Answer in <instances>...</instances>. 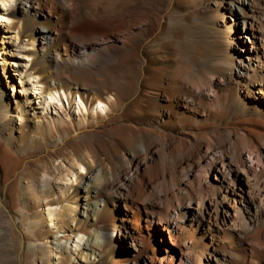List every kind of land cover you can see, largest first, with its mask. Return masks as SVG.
Wrapping results in <instances>:
<instances>
[{"label": "rangeland", "instance_id": "obj_1", "mask_svg": "<svg viewBox=\"0 0 264 264\" xmlns=\"http://www.w3.org/2000/svg\"><path fill=\"white\" fill-rule=\"evenodd\" d=\"M218 2L221 4L222 0H41L40 7L46 13L33 9L25 18L17 14L23 22L22 25L17 24L16 33L8 35L13 39L6 38L12 20L1 23L0 16V64L5 63L4 52L8 43L22 47L23 43L30 42V48H33V45L42 43L37 37V28L45 27L53 33V40L35 58V76L39 73L44 83L47 80L51 82L52 78L63 83L65 86L59 89L66 92L69 87L73 88L74 105L70 107L66 99L63 100L75 121L73 126L70 125L59 106L58 111L38 108L40 105L35 96L29 101L31 107L24 108V92L31 90V86L18 94L14 89L15 84L16 89L22 84L16 70L22 71L23 68L0 66V264H59L55 258H47L44 254L46 251L61 253L52 237L55 231L49 229L45 222L47 199L59 197L58 190L62 187L66 190L65 197L63 201L55 200V203L72 208L81 204L82 208L80 201L91 189L89 178L95 177L99 170L111 180L106 191L110 195L106 214L111 210L113 214L103 220H119L120 212L114 204L121 196L117 192L123 180L120 172L127 168L128 152L134 147L136 154L138 152L137 155L141 156L139 145L143 141L153 149L155 145L163 144L165 138L158 135L160 131L177 133L183 127L186 131H201L203 134L219 133L220 140H226L227 144L238 139L240 147L250 149V141L256 139L260 146H264V96L258 87L250 85L249 79L244 83L231 79L237 58L229 53V47L235 39L224 35L221 24L213 20L217 16ZM254 2L257 22H262H258V26L263 28L264 13L261 12H264V0ZM228 22L234 23L232 18ZM82 25L86 29L80 34L77 29ZM237 27L241 32L252 31L250 24ZM129 28L133 39L114 43L117 34ZM17 33L21 34L20 40L15 39ZM102 42L106 45L98 46ZM89 43L93 45L92 49L88 48ZM245 47L251 51L252 45L246 42ZM5 70L9 71L8 75ZM187 82L202 87L198 93L200 97L210 95L212 108H206L203 101V106L194 105L189 97L171 109L158 95L161 88L170 89L172 86V90L178 92L186 90L184 83ZM208 86H213L215 91L211 93ZM80 96L93 108L98 106L99 100L111 104L106 112H100L108 124L85 122L77 109ZM53 116L64 119L54 123ZM172 116L180 122L175 120L176 123L167 127ZM216 128L218 131L213 130ZM214 148L222 150L218 144ZM255 157L256 160L259 158L257 162L263 161L257 154ZM162 158L164 164L173 162L165 153ZM182 158L181 153L174 156L176 161ZM77 160L86 161V168L81 167ZM71 165L74 166L73 171ZM44 176L54 181L56 191L34 196L28 189L37 186ZM81 208L76 223L70 219L64 222L68 230L75 232L73 238L78 228L92 229V223ZM34 218L39 219L41 237L33 233L31 222ZM145 224L142 222L138 227L136 240L140 253L153 257L157 250L144 247L148 240ZM20 235L26 238L24 248L21 247ZM46 240L53 248H45ZM68 247L63 252L68 258L64 264H76V254L71 258ZM104 249L84 254L85 262L82 263L121 264L127 260V251L119 236ZM102 254L106 255L102 258Z\"/></svg>", "mask_w": 264, "mask_h": 264}, {"label": "bare ground", "instance_id": "obj_2", "mask_svg": "<svg viewBox=\"0 0 264 264\" xmlns=\"http://www.w3.org/2000/svg\"><path fill=\"white\" fill-rule=\"evenodd\" d=\"M254 1L222 0L221 4L218 2L219 5L215 9L217 16L213 20L215 23L221 24L224 35H229L231 40L235 39V42L229 44V53L237 58L231 79L235 78L241 83L249 79L250 85L258 87L259 93L264 96V25L263 28H260L262 26L260 24L258 26L259 21L257 22ZM40 2L41 0H0L2 6V9L0 8L1 23H10L9 19L12 20L7 29L6 38L13 39V36L8 35L16 33L17 24L22 25L23 19H20L17 14H21L25 18L33 9L46 13V10L41 9ZM137 10L140 11L139 8ZM48 14L50 13L48 12ZM144 14L141 13V16ZM229 18H232L234 23L228 22ZM239 24L244 26L250 24L252 31L241 32L237 27ZM84 29H86L85 25L79 26L77 32L80 33ZM130 29L122 30L120 34H117L114 43L133 39L134 35ZM36 30L38 31L37 37L42 40V43L33 45L32 49L30 42L23 43L22 47L8 43L4 52L5 63L0 64V66L9 65L23 68L22 71L16 70L19 73V79H22V84L19 85V89H16L15 84L14 89L18 94L23 93L27 86H31V90L27 89L24 92V108L31 107L29 101L35 96L40 105L38 108L44 110L51 108L58 111L57 106H59L62 113L66 115L67 122L73 126L75 121L63 100L65 98L70 107L74 105L73 88L69 87V91L66 92L59 89L61 86H65L63 83H58L53 78L50 79L51 82L47 80L44 83V78H41L39 73L36 74L37 77L35 76L37 70L34 68L35 58L38 53H43L46 45L53 40V33L45 27ZM15 39L20 40L21 34L17 33ZM246 42L252 45L251 51L245 47ZM104 44L98 46L103 47ZM92 47L93 45L89 43L88 48L92 49ZM246 52H249L248 56H245ZM6 74L8 75L9 71H6ZM11 78L12 76H10ZM172 78L174 79V77ZM200 80L199 82H201ZM184 84L187 86L186 90L178 92L172 90V86L169 87L170 89L161 88L158 90V95L168 103L171 109L178 107L183 98L189 99V97L192 98L194 105H202L203 101L206 108L207 106L212 108L210 95L203 98L198 94L202 87L189 82ZM66 86L68 88V85ZM203 86L205 88V85ZM190 88L192 90H189ZM75 90L79 93L78 88ZM210 91L211 93L215 91L213 86ZM195 93L196 95H194ZM110 108L111 104L103 100H99L98 106L93 108L81 96L77 103L79 113L83 114L85 122L88 121L89 124L97 122L105 125L107 122L100 112H106ZM2 110H4L3 106ZM62 119L64 118H54L53 116L52 121L60 123ZM175 120L176 118L172 116V119L166 124L167 127L172 126ZM7 121L9 122L10 119ZM20 121L22 122V119ZM176 121L177 123L180 122ZM149 130L155 132L152 128ZM213 130L218 131V128ZM165 132L166 134L160 131L158 134L161 138H165V142L163 144L155 143L158 145H155L154 149L148 145L149 143L143 141L139 145L141 156L137 155L138 152L136 154L134 147H131L128 152L127 168L120 172L123 175V180L118 185L119 191L117 192H120L121 196L118 195L120 198L116 200L115 204L113 203L115 209L120 212L119 220H103L106 216H112L113 210L106 214L107 201L110 200V195L107 194L109 190H107V186L111 180L104 177L100 170L97 175L94 174L95 177L89 178L88 183L91 189L85 191L86 194L80 201L82 208L81 204H78L77 208H72L70 205H57L55 203L63 201L65 197L66 190L62 187L58 190L60 192L59 197L47 199L45 222H47L49 229L55 231L49 233H53L52 237L59 246L61 253H51L45 250V257L55 258L59 264H64L68 258L63 252L69 246L71 258H74L75 253L78 264H85L82 263L85 262L84 254H94L95 249L104 251V248L111 242L118 240L119 236L123 240L128 255L127 260L121 264H141L142 262L149 264H264V146H260L255 139L250 141V149L245 148V146L242 148L238 144V139L231 140V143L228 142L229 144H227L226 140L224 142L220 140L219 133L215 135L210 133L209 135L203 134L201 131H186L183 127L177 133L170 130ZM217 144L221 145V152L214 148ZM164 153L172 159V163L164 164L161 162ZM177 153H181L183 156L179 161H176L177 158L174 159ZM255 154L261 157L263 161L257 162L259 158L256 160ZM77 161L81 167L86 165V161ZM70 169L73 171L74 166L71 165ZM38 182L37 186L28 189L34 196L46 195L55 190L54 181L48 176H44ZM153 200H159L162 203H154ZM3 205L6 206L4 201ZM80 208L87 215L89 222L92 223V229L78 228L76 229L77 235L73 238L75 232L68 230L64 222L70 219L76 223ZM142 222L146 223V231L148 232V240L144 242V247L146 250L155 248L157 250L155 251L156 256L150 257L148 254L143 256L140 253L136 234ZM38 224L39 219L37 218L31 222V226L34 228L33 233L35 236L41 237L42 233ZM19 238L21 247L24 248L27 243L26 238L24 235L23 237L20 235ZM75 239L77 240L75 241ZM49 243L46 240L43 244L46 249L53 248ZM83 250L87 252H83ZM105 255L102 254L101 257L103 258Z\"/></svg>", "mask_w": 264, "mask_h": 264}]
</instances>
